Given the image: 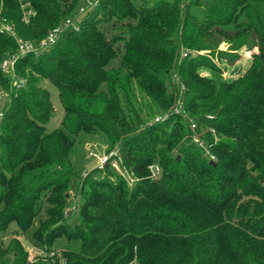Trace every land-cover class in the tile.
I'll return each instance as SVG.
<instances>
[{"label":"trees","instance_id":"1","mask_svg":"<svg viewBox=\"0 0 264 264\" xmlns=\"http://www.w3.org/2000/svg\"><path fill=\"white\" fill-rule=\"evenodd\" d=\"M79 7L0 0V231L14 221L40 246L0 238V264H264V0H99L77 30L18 53ZM241 49L246 69L220 79ZM12 57L20 85L1 68ZM44 79L61 128L47 130ZM80 132L108 142L83 176Z\"/></svg>","mask_w":264,"mask_h":264},{"label":"rangeland","instance_id":"2","mask_svg":"<svg viewBox=\"0 0 264 264\" xmlns=\"http://www.w3.org/2000/svg\"><path fill=\"white\" fill-rule=\"evenodd\" d=\"M93 0H80V7H87L88 3ZM135 3H139L141 0H134ZM201 2H207L209 0H200ZM93 8H89L92 10ZM85 14V13H84ZM84 14H80L77 18V22L82 19ZM112 29L107 31L108 36L110 35ZM222 49L227 47L226 43H222L220 45ZM240 59L232 66H226L224 72L219 75L220 79H231L239 74H241L250 62V52L241 49L239 51ZM117 60H113L112 64H116ZM225 66V65H223ZM202 74L213 76L211 72L208 70H201ZM44 88L48 90L51 96V103L54 108L53 116L49 119L46 127L47 130H52L55 128H61V120L63 117V108L59 99L58 89L48 80L44 79L42 82ZM4 86L0 83V95L3 96L0 98V111H4L8 105L7 97L4 94ZM75 139V152L73 155V161L75 164V173L77 176H83L85 173L89 172L91 169L98 165L99 158H102L105 155H108L107 148L108 142L102 134H87L84 132H80L77 136H74ZM77 176H73L69 182V192L74 195L76 186L79 182V178ZM72 199L69 200L67 207L72 205ZM43 215V212L40 213ZM35 222L31 226H34ZM27 233V234H26ZM14 235H17L23 244L29 249V251L34 254L35 252L40 251V246L32 243V239L30 238V233H18L16 231V223L13 221L9 224L7 230L0 231V238L5 242ZM60 248L59 246H57Z\"/></svg>","mask_w":264,"mask_h":264},{"label":"built area","instance_id":"3","mask_svg":"<svg viewBox=\"0 0 264 264\" xmlns=\"http://www.w3.org/2000/svg\"><path fill=\"white\" fill-rule=\"evenodd\" d=\"M99 0H93L88 3L87 7H79L78 13L74 16V18H67L61 25L55 27L52 29L44 38H42L37 44H32L28 41H20L19 42V47H18V53L23 54L27 51H38L40 49L46 48L49 45L53 44L56 39L67 29H78V22L77 18L80 14H83L86 12L89 8H94L97 6ZM7 30H10L9 26H5ZM14 58L6 59L2 62L1 68L3 71L10 72L12 77H13V83L15 85H20L23 81L22 79H15L14 74L12 72V65L14 62ZM2 113L0 112V119H1ZM159 118H155V120H158ZM106 155L103 156L102 158H99V163L102 164L106 160ZM214 160V157L212 156L211 158ZM116 167V164H113ZM152 169V176L155 177L159 173V167L154 166Z\"/></svg>","mask_w":264,"mask_h":264},{"label":"water","instance_id":"4","mask_svg":"<svg viewBox=\"0 0 264 264\" xmlns=\"http://www.w3.org/2000/svg\"><path fill=\"white\" fill-rule=\"evenodd\" d=\"M210 163H211V164H213V165H215V164H216V163H215L214 161H212V160L210 161Z\"/></svg>","mask_w":264,"mask_h":264}]
</instances>
